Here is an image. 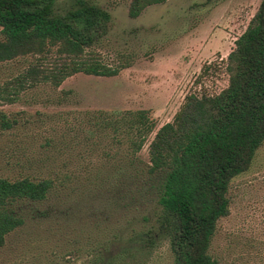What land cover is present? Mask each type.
<instances>
[{
  "label": "rangeland",
  "instance_id": "1",
  "mask_svg": "<svg viewBox=\"0 0 264 264\" xmlns=\"http://www.w3.org/2000/svg\"><path fill=\"white\" fill-rule=\"evenodd\" d=\"M78 1L54 0L53 7L64 13ZM85 1L109 11L108 29L93 48L121 67L114 75L76 72L56 87L41 82L0 102L15 119L0 132V174L54 179L47 198L33 205L46 215L28 213L6 235L0 264H82L132 218L108 200L125 144L114 143L92 115L146 108L155 127L137 155L148 161V141L186 94H214L227 85V55L261 0H164L134 17L131 0ZM25 65L22 58L0 62V84ZM228 198L210 253L218 264H264V141L249 168L231 179ZM120 264H173L167 238Z\"/></svg>",
  "mask_w": 264,
  "mask_h": 264
},
{
  "label": "trees",
  "instance_id": "2",
  "mask_svg": "<svg viewBox=\"0 0 264 264\" xmlns=\"http://www.w3.org/2000/svg\"><path fill=\"white\" fill-rule=\"evenodd\" d=\"M164 0H131L128 14ZM54 0H0V62L25 59L23 70L0 84V102H13L41 82L58 86L76 72L114 75L121 64L106 62L93 45L105 34L110 13L80 0L64 13ZM228 83L214 94L190 92L171 120L148 141V161L138 157L155 122L146 108L100 110L92 116L125 144L118 182L110 195L123 227L95 246L82 264H120L125 256L150 253L167 238L173 264H218L210 253L217 221L229 213L231 179L249 168L264 141V0L227 55ZM15 119L0 110V132ZM54 186L51 176L0 174V246Z\"/></svg>",
  "mask_w": 264,
  "mask_h": 264
}]
</instances>
